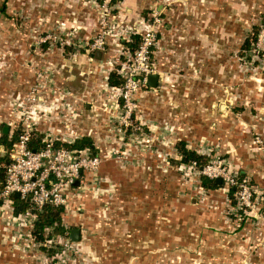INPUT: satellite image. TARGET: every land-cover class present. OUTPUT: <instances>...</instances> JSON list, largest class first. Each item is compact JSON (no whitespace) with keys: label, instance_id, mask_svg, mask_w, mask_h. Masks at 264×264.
<instances>
[{"label":"rangeland","instance_id":"rangeland-1","mask_svg":"<svg viewBox=\"0 0 264 264\" xmlns=\"http://www.w3.org/2000/svg\"><path fill=\"white\" fill-rule=\"evenodd\" d=\"M4 2L6 11L4 14L0 13V84H5L9 73V63L15 61L18 64L21 63L20 54L17 55L16 51L19 53L21 50L22 41L17 42L10 34H28V53L22 61L30 80V86L24 94L18 95L28 94L42 98L32 102L30 110L36 115L46 117L43 124L58 123V120L52 118L56 113L55 110L60 108L58 102L65 103L72 100L76 94H81L72 91L65 84H53L50 78L55 81V66L51 63L52 61H49V57H46V51L51 53L57 50L62 56L66 54L65 58L70 56L71 59L76 60L78 64L76 67L87 62L86 65L91 67L92 72L88 73L91 76L89 77L91 84H87L89 87L88 90L87 88L83 90L85 93L82 92L85 96L89 94L87 91H90L91 95L94 93L95 96L96 92H105L110 89V84H107L108 79L105 78L108 69L115 72L119 63L128 56L127 53H122L126 48L120 44L121 38L126 34L121 33L124 21H121L122 18L116 7L109 8L110 12L104 14L107 12L102 9V0H0V5ZM53 2L71 3L68 7L71 10L76 7V4L81 8L85 4L89 5L90 13L96 19V31L92 35L85 36L83 34L85 31L76 25L71 28L61 25L60 20L66 17L65 13H68L67 9H64L67 5H61V7L64 6L62 16L54 7ZM119 3L121 2H118L117 7ZM196 3V0H151L150 6L144 10L141 29L140 27L136 29L143 31L154 12L162 19V23L158 26L160 41L158 48H155L154 57L156 54L164 57L170 54L176 56L177 61L172 73L168 72L163 76L164 80L160 87L156 90L143 87L142 93L139 92L137 95L138 106L135 110L137 119H134L133 124L140 125L141 130L129 129L120 138L117 133L111 132L106 121V133H108L106 136L108 137L101 138L98 145L108 146V152L103 150L102 153L98 151L95 154L101 157L99 166L81 175L83 180L81 187L76 189L77 192L70 193L71 199L64 206L66 207L65 215L69 217L68 221H65V226L77 228L80 231L79 238L71 240L69 231L65 235L52 236L48 234L50 231L45 230L43 231L44 239L38 241L32 232L31 236L27 235L28 229H26L24 219L17 218L16 214V218L11 219V214L13 215L14 212L12 213L9 207H0V242L10 244V249L16 256H22L23 259L28 260V264H150L147 261L150 251L145 250L146 256H144L140 249L141 258H147L138 263V259L135 258L138 253L126 241L129 239L132 242L133 239L127 236L126 224L130 221L127 217H122L120 214L122 209L117 208L115 199L118 180L116 182L110 176L102 174L101 164L104 155L113 161L118 170L125 173L132 169L136 170L135 173L138 170L142 172L147 170L139 180L142 185L139 187L141 198H144L149 191L155 193L158 209L167 207L172 211L173 219L176 220L181 216L182 228L188 232L189 238L196 237L195 226L202 225L201 222H195L197 218L199 219L198 213L203 210L197 204L194 208L193 205L196 203L194 201L197 200L200 203L206 197L228 193V188L231 187L226 184L225 180H222L220 189H207L200 182V176L204 174L210 177L219 172L226 176L230 175L229 177L236 174L238 183L243 186L247 184V190L252 194L251 203L250 206L240 204L239 187L232 186L235 189V204L226 205L228 215L239 219H243L244 215L249 218L255 217L257 220L260 217L264 219L261 205L264 185H257L241 168L246 160L257 167H260L261 163L264 166V52L257 53L251 46L252 42H255L260 27L264 25V9L246 10L238 4L232 12L225 10V14L231 19L225 23L220 33V57L215 58V61L218 60L219 71L213 74L209 70L208 60L211 58L198 55L200 50L195 45L185 47L182 53H178L169 48L163 35L161 39L160 30L164 28L167 21L173 24L171 20H176L171 30L178 33L180 26L184 32V29L187 30L194 25V19L196 22H201L203 17L202 20L206 22L212 17V10L204 8L205 12L198 11ZM158 4L166 5L165 10L158 9ZM182 10L188 13V16L187 21L180 25ZM220 14L223 13L220 12ZM113 15H115L114 18H112ZM103 18H105L104 26L101 24ZM32 23L36 25L32 27ZM201 24V27L195 25L196 28H203L207 23ZM103 31L106 32V44L102 51L105 52L107 59L106 63L99 66L94 57V51L90 52L87 43L92 44ZM46 36L50 37L43 42ZM246 38L250 40L248 45L245 44ZM185 39L186 33L180 35L178 40L184 42ZM205 53L211 54L212 46L205 48ZM41 66L43 67L41 73L45 75L44 84L38 86V89L43 90L37 92V72L39 68H42ZM88 74L86 75L87 81ZM119 78L123 77L119 74ZM111 91L107 96L115 99L118 91L114 89ZM146 91L152 93L145 94L142 98L143 92ZM16 95L12 94L11 98L9 97V104L6 105L10 108L9 114L12 116L15 113L16 116L9 117V120L7 118V121L0 118V137L3 126L8 125L10 118L16 120L19 114L15 109V104L12 103V97ZM151 95L160 103L154 106L145 103L144 99L146 97L148 99ZM87 98L91 100L93 97ZM168 98L172 102L171 105L167 102ZM182 101L185 104H181ZM0 108L3 109V106ZM151 111L167 117V122L159 121L157 116L150 115L153 114ZM99 113L100 117L105 116L103 109L99 108ZM195 117L200 120H195ZM103 121L104 118H100V122L103 123ZM42 123L39 124L40 127ZM199 124L203 131L202 135H198L197 131L191 128ZM180 140L185 141L187 148L196 150L205 156L206 162L201 166L180 163L181 157L176 147ZM114 148H118V152H115ZM4 154L5 150L0 144V157ZM148 162H151V168H148ZM148 171L151 172V179L156 177L155 184L151 186L148 185ZM135 173L136 182L138 176ZM145 184L146 188L143 191ZM106 199L110 200L109 203ZM1 204L2 202L0 206ZM182 211L186 215H181ZM185 220L187 221L184 222ZM190 231L194 234L189 233ZM202 237L203 234L200 240ZM41 246L49 250L53 249V251L43 250ZM183 249L180 247L171 249L172 261H168V264H211L198 259L199 256L204 260L206 257H211V250L201 253L198 250L199 247L187 248L182 254ZM164 253H166L164 250H157L158 264H166L164 260H161L165 258Z\"/></svg>","mask_w":264,"mask_h":264},{"label":"crops","instance_id":"crops-1","mask_svg":"<svg viewBox=\"0 0 264 264\" xmlns=\"http://www.w3.org/2000/svg\"><path fill=\"white\" fill-rule=\"evenodd\" d=\"M198 11L202 10L205 12L206 10H212V17L208 18L205 22L202 17L201 22H196L194 19V25L190 28L184 29L182 32V27L180 26V31L178 33H174L171 29L176 24V20L173 19L170 24L168 21L165 24L164 28H161V39L162 35L165 42L170 49L175 50L178 53H182L183 48L195 45L200 53L198 55L202 57H207L210 62L209 70L213 72V74L219 71L218 68V60L215 61V58L220 57L219 47L221 42V30L227 21L231 18L225 14V10L235 9L238 7V4L241 8H245L246 10L252 9H264V0H196ZM117 9L119 16H121V21H124V26L128 30L127 35L129 38L133 33L131 31L136 30V27H140L141 29V18L143 16V12L145 9L150 6L151 0H121ZM175 3V2H174ZM54 7L59 11V14L62 15L64 11L62 10L61 5H67L64 9H67L68 13H65V18L61 19V25L67 28H71L73 26H77L82 31H85V36L92 35L96 31V19L94 15L90 13V6L85 4L83 8L76 7L74 9H69L71 3H62V2H53ZM166 5L158 4V9L165 10ZM206 8V10L204 9ZM196 9V8H195ZM223 9V10H222ZM85 10V11H84ZM200 11V13L202 12ZM223 13V14H220ZM180 25L187 20L188 13L181 11ZM63 16V15H62ZM222 18V20H221ZM55 20V18L53 17ZM224 21V23H223ZM40 24V22H36ZM36 23H32V27L36 25ZM165 23V22H164ZM201 23H207L203 28L197 29L196 26L201 27ZM196 25V26H195ZM11 26V25H10ZM12 29V27L10 28ZM93 31V32H92ZM186 33V41L178 40L180 35H184ZM18 41H22L20 43L21 50L16 51L17 55L21 57V63L11 62L8 65L9 73L7 75V79L5 80V84H0V106H3V109L0 108V118H3V121L9 120L11 114H9L10 108L6 105L9 104L10 96L12 94H24L26 90H28L30 86V80L28 78V74L26 70L23 68V59L28 53V34H10ZM121 38V45L124 47L123 41L128 40L127 38ZM173 38V39H172ZM170 40V41H169ZM208 46H212V53H205V48ZM100 52V54L97 53ZM203 51V52H201ZM46 57H49V61L55 66V75L54 84H65L69 88H71L74 92H80L81 94H76L72 99L75 102V106L77 110L80 112L73 120L71 125V131L75 136H83L89 135L92 137L95 146L98 148L100 153L108 152V146L104 144H99L98 142L106 136V121L109 120L111 107L116 103V97L109 98V92L111 91L112 86L109 85L107 91L96 92L91 95L90 91L87 96H85L82 92L85 88H87L91 84V74L92 70L89 65L86 63H82L81 66H78L76 60L71 59L69 56L65 58V55L59 51H54L49 53L46 51ZM45 54H42L43 56ZM92 54V53H91ZM83 56V54H82ZM159 54L155 55L154 67L155 74L158 75V80L156 82L155 87H150V90H156L162 84L163 76L165 74L172 73L173 66L177 61L176 56H171L170 54H166V56H159ZM86 57V56H85ZM94 57L98 62L99 66L106 63V54L102 50L94 51ZM80 59V57H79ZM84 60V58H83ZM82 60V61H83ZM44 61V60H43ZM80 61V60H79ZM110 60L108 61V63ZM94 67V66H93ZM7 68V69H8ZM112 72L109 68L105 78L108 79V74ZM116 72V71H115ZM89 73V74H88ZM88 74V81L86 80V75ZM108 83V81H107ZM85 93V92H84ZM151 91L143 92V96L150 95ZM10 97V98H9ZM87 97H93L87 98ZM149 98L144 99L145 103H148L150 106L157 105L158 100L154 97L148 96ZM86 98V100H84ZM157 101V102H156ZM167 102L169 105L172 104L170 98H168ZM142 104V102H140ZM105 104L107 106H105ZM181 104H185L183 101ZM148 105V106H149ZM9 106V105H8ZM109 106V107H108ZM161 106V105H159ZM165 106V105H164ZM170 107V106H169ZM103 109L105 111V116L100 117V113L98 114V109ZM165 108V107H164ZM180 108V105H179ZM110 109V110H109ZM148 112V110H147ZM153 113V111H151ZM155 115L159 119V121L167 122V117H162L159 114H150ZM148 114V117L150 116ZM107 116V118H105ZM100 118H104L103 123L100 122ZM196 118V117H195ZM200 120L196 118L195 120ZM203 120V119H201ZM2 121V120H1ZM2 121V122H3ZM206 122V120H204ZM1 122V123H2ZM8 124V122H7ZM5 126H3L4 128ZM7 134L11 136L10 129L8 126ZM2 128V133L3 132ZM43 130H52V129H61L60 123L56 124H43L40 127ZM193 130L197 131L198 135H202L201 125L192 126ZM183 129V128H182ZM183 131V130H182ZM101 171L105 176H110L115 179L117 183V194H116V203L118 205L117 208H121L120 214L122 217H127L130 222L127 225V236L132 237V242L129 239V246L135 249L138 253L135 256L138 259V263L140 260H146V258H141V253L139 250H142V254L145 255V250L150 251L149 257L147 261L152 264L157 263V250H164L166 253L165 258L161 259L168 264V261H172L171 249L174 247L177 248H197L199 247V252L207 253L212 251L211 257H206V260L202 257H198L199 261L208 262L211 264H264V219L261 217L257 220L255 217L253 218H245L239 219L234 217L233 215L229 216L226 205H231L230 198L228 193L218 194L213 197H206L203 202L198 203L197 200L194 201V208L197 207L195 204L199 205V207L203 210L198 213L199 219L197 218L195 222L200 223L201 226H195V236H188V232H185L182 228L183 220L182 217L179 216L178 219H173L172 211H170L167 207L165 209H158V204L156 202L155 193H149L144 195V198H141L139 187H141L140 179L141 176L147 171L142 172L138 170L127 171L125 173L122 170H118V167L113 163L107 155H104V159L102 158ZM244 165H241V168L244 169L245 173L248 174L251 179L260 186L264 185V166L261 163L260 167H257L251 163H248V160L245 161ZM148 168H151V162H148ZM242 164V163H241ZM154 167V166H153ZM119 168H121L119 166ZM134 173L138 176L136 178ZM149 183L148 185L155 184L156 177L154 176L151 179V172L148 171ZM106 178V177H105ZM149 186V187H150ZM146 184L143 185V191H145ZM221 188V187H220ZM219 188V189H220ZM128 189V190H127ZM109 203V199H106ZM114 202V203H115ZM91 207V202L89 203ZM122 205V207H120ZM143 205V206H141ZM157 205V207H156ZM235 208V207H234ZM187 210V208H185ZM237 209V208H236ZM181 215H186L185 212L182 211ZM235 215H237L235 213ZM181 219V220H179ZM185 220L184 222H186ZM180 228V229H179ZM73 229V228H71ZM80 232V231H79ZM190 231L189 233H192ZM203 234V237L200 240V236ZM10 244L0 242V264H28V260L23 259L22 256H16L12 249H10ZM144 249V250H143ZM183 249V252L185 251ZM154 250V252H153ZM168 252V253H167ZM168 254V255H167ZM178 255V254H176ZM134 259V258H133Z\"/></svg>","mask_w":264,"mask_h":264},{"label":"built area","instance_id":"built-area-1","mask_svg":"<svg viewBox=\"0 0 264 264\" xmlns=\"http://www.w3.org/2000/svg\"><path fill=\"white\" fill-rule=\"evenodd\" d=\"M118 2L112 3L111 0H102V9L104 12H107L104 14H108L111 7L117 8ZM114 17L115 15L112 16V18ZM151 17L150 22L146 23L145 28L140 33L141 39L138 46L133 52L129 50L122 52L127 53L128 56L119 63L116 72L123 77V83L111 88L118 91L115 94L118 96L116 97V103L111 107V118L107 121V125L108 127L110 126L111 132L117 133L120 138L129 129L141 130L140 125L133 124L134 119H137L135 118V110L138 106L137 95L141 88L147 85L148 76L155 73L153 58L155 48H158L160 41L158 26L162 23L159 14L154 12ZM104 20L105 18L101 19L103 26ZM127 31L126 27L124 26L123 28L122 26L121 33L127 34ZM135 32L136 30L131 31L133 34ZM105 34L106 32L103 31L92 44L87 43L90 52L104 49L106 44ZM129 35H127L128 39ZM48 37L46 36L42 41H47ZM125 37L123 36L122 38ZM254 41L251 44L253 50H256L257 53L264 52V25L260 27ZM41 70H43V67L39 68L37 72V92L43 90L38 89L40 84H44L45 75L41 73ZM50 79L53 81V78ZM39 99L42 98L28 94L12 97V103L15 104V109L19 114H17L16 120L10 118L8 125L11 126L9 127L11 134L14 129L18 130V139L11 149V162L6 165L4 186L0 191V202H2L0 207H9L12 213V196L15 193L19 194L20 199L28 202L29 206L23 212L16 214V216L17 218L24 219L26 229H28L27 235L29 236H31L34 222L37 219V212L46 205L55 207L66 206L68 198L71 196L70 193L77 192L83 183L81 175L96 169L101 162L100 155L90 154L87 148L72 149L64 145V143H72L76 138L81 137L73 135L70 129L72 125L71 121L80 112L75 108V102L71 99L65 103L58 102L60 108L55 110L56 113L53 114L52 118L58 120L61 129L43 130L39 124L44 123L46 117L40 114L36 115L30 110L31 103ZM13 115L16 116L15 113ZM36 131L42 133L41 145L37 149H33L30 142ZM114 149L115 152H118V148ZM190 164L192 166L197 165L194 161L188 163V165ZM204 176L206 175L204 174ZM229 176L219 172L215 176L208 177L213 179L219 177L221 180H225L226 184L231 185V187H239L238 199L240 204L250 206L252 194L247 190V184L243 186V184L238 183L236 174L233 177ZM76 180H79L78 185H74ZM13 215L11 214V219L16 218L15 214ZM7 220L9 221V219ZM50 229L51 227L45 228L47 232Z\"/></svg>","mask_w":264,"mask_h":264},{"label":"trees","instance_id":"trees-1","mask_svg":"<svg viewBox=\"0 0 264 264\" xmlns=\"http://www.w3.org/2000/svg\"><path fill=\"white\" fill-rule=\"evenodd\" d=\"M121 1V0H111L112 3ZM6 5L5 2L0 5V13H5ZM144 13V12H143ZM141 31L136 29V32L131 35L128 40L123 41L124 47L126 50L133 51L139 44L141 39ZM255 38V36H254ZM249 38L245 39V44H249ZM108 83L111 86H119L123 83V79L119 78V75L116 72H110L108 77ZM143 88V87H142ZM142 88L140 90V94L142 93ZM148 86L146 85L144 89H147ZM139 94V93H138ZM74 124V123H73ZM8 126V125H7ZM10 127V126H8ZM41 137L42 133L36 131L33 135L30 145L33 149H37L41 145ZM18 139V130H14L11 136L7 133H2L0 137V144L3 146L5 150V154L0 157V191L4 186L5 176H6V165L11 162V149L13 148L14 143ZM64 145L68 148L72 149H84L87 148L90 151V154L95 155L98 152V148L95 146L94 141L91 136L83 135L79 138H76L72 143H64ZM176 147L178 149L180 155V163H189V162H196L199 166L203 165L206 162V157L199 154L196 150L190 149L186 147L185 141L180 140L177 142ZM241 178V177H240ZM201 185L207 189H217L222 187L221 183H217L215 179L210 178L208 176H200ZM234 192L235 189L233 187L228 188V196L230 198V203L235 204L234 202ZM71 199L69 196L68 200ZM261 205L264 211V195H261ZM13 201V212L14 214H18L19 212H23L29 205L27 201L20 199L19 197L12 196ZM65 208L64 206H51L46 205L42 209H40L37 213V219L34 222V227L32 229L33 236L38 240H43V231H45L46 227H51L50 232L48 234L52 236L57 235H65L67 232L71 230V226L66 227L65 221H68V216L65 215ZM66 218V220H65ZM247 218L245 215L243 219ZM43 250H49L44 246H41ZM58 248V247H57ZM53 251V249L49 250Z\"/></svg>","mask_w":264,"mask_h":264},{"label":"water","instance_id":"water-1","mask_svg":"<svg viewBox=\"0 0 264 264\" xmlns=\"http://www.w3.org/2000/svg\"><path fill=\"white\" fill-rule=\"evenodd\" d=\"M97 53L100 54L99 51H97ZM157 80H158V75L157 74H155V73L150 74L148 76V79H147V86L155 87ZM7 130H8V128L5 126L3 128V132L7 133ZM80 172H81V170H80ZM215 181L217 183H221L222 180H221V178L218 177V178H215ZM78 183H79V180H76L74 185H78ZM14 197H19V194L15 193ZM79 233L80 232H79V230L77 228L71 229L70 232H69V236H70L71 240H77L79 238Z\"/></svg>","mask_w":264,"mask_h":264}]
</instances>
